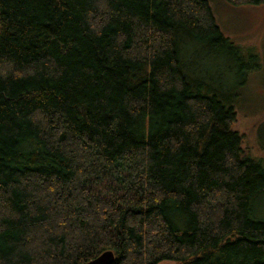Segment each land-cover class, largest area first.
<instances>
[{
  "label": "trees",
  "instance_id": "16d2710c",
  "mask_svg": "<svg viewBox=\"0 0 264 264\" xmlns=\"http://www.w3.org/2000/svg\"><path fill=\"white\" fill-rule=\"evenodd\" d=\"M185 42L244 60L208 0H0V264H264V160Z\"/></svg>",
  "mask_w": 264,
  "mask_h": 264
},
{
  "label": "rangeland",
  "instance_id": "374dc122",
  "mask_svg": "<svg viewBox=\"0 0 264 264\" xmlns=\"http://www.w3.org/2000/svg\"><path fill=\"white\" fill-rule=\"evenodd\" d=\"M208 3L221 33L241 49L244 60L185 42L182 59L186 73L223 92L235 88L239 97L231 128L242 135L241 148L245 154L264 160V2L233 5L226 0H208ZM249 60H253L252 67L242 71V64ZM255 214L264 219V195L255 204ZM158 264L174 262L166 260Z\"/></svg>",
  "mask_w": 264,
  "mask_h": 264
},
{
  "label": "water",
  "instance_id": "95a60500",
  "mask_svg": "<svg viewBox=\"0 0 264 264\" xmlns=\"http://www.w3.org/2000/svg\"><path fill=\"white\" fill-rule=\"evenodd\" d=\"M113 252L111 250H105L96 257L83 262L82 264H110L113 260Z\"/></svg>",
  "mask_w": 264,
  "mask_h": 264
}]
</instances>
